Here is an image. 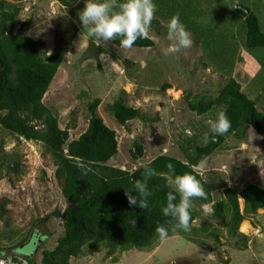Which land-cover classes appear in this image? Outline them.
I'll return each mask as SVG.
<instances>
[{
	"label": "rangeland",
	"instance_id": "obj_1",
	"mask_svg": "<svg viewBox=\"0 0 264 264\" xmlns=\"http://www.w3.org/2000/svg\"><path fill=\"white\" fill-rule=\"evenodd\" d=\"M5 1L20 8L15 28L29 21L26 35L43 42L47 55L65 51L42 103L56 117L60 129L69 128V140L77 139L87 128L86 105L100 100L96 115L117 137L118 153L107 163L110 166L133 171L159 155L183 160L178 143L185 135L204 143L209 133L206 121L215 114L197 116L188 110L187 101L204 89L216 94L225 84L222 75L229 72L236 57L240 58L237 71L242 70L239 75L258 67L249 74L254 80L250 94L257 101L261 89L264 97L263 50L253 49L256 58L245 52V24L238 14L232 15L235 7L247 8L259 17L264 31V13L255 10L264 7V0H166V11L172 12L170 6L175 8L192 40L189 48L169 56L163 55L171 43L167 39V16L148 31L152 48H122L112 40L97 46L80 25L78 13L83 8L79 4L67 8L55 0ZM163 85L172 88L164 92ZM118 100L139 109L144 120L118 125L110 113L111 104ZM259 107L264 113V104L259 103ZM134 143L142 148L137 161L131 157ZM0 150L16 155L21 166L17 174L2 170L0 176V204L8 201L7 213L0 219V262L28 264V258L33 264H41V252L54 249L63 236L62 218L52 214L61 215L68 205L54 177L55 166L41 143L17 140L1 128ZM196 170L209 184L214 201L221 199L225 188L236 193L249 184L264 189V137L252 129L247 130L242 142L229 136L224 147ZM191 203L197 219L190 231H183L186 235L175 231L149 250L116 248L109 253L106 247L98 246L96 252L72 258L70 264H264V209L246 223L248 232H241L239 226V233L247 238L243 245L241 238L231 236L212 213L205 214L204 206Z\"/></svg>",
	"mask_w": 264,
	"mask_h": 264
},
{
	"label": "trees",
	"instance_id": "obj_2",
	"mask_svg": "<svg viewBox=\"0 0 264 264\" xmlns=\"http://www.w3.org/2000/svg\"><path fill=\"white\" fill-rule=\"evenodd\" d=\"M55 1L67 8L78 4L84 7V0ZM255 10L256 13L260 10L264 13L263 7ZM19 12L17 4L0 0V128L17 140L41 143L51 156L55 166L54 177L60 182L61 195L68 203L61 215L59 212L52 214L62 218L63 236L57 239L54 249L41 252V264H70L72 258L96 252L98 246L106 247L109 253L116 248L122 251L149 250L161 240L156 232L159 226L168 229L167 237L175 231L186 235L182 230L173 229L168 218L161 213L166 194L171 190L169 164L176 175L190 173L196 176L207 199L194 198L192 202L198 206L211 205L213 217L226 225L231 236H239L242 244L246 245L247 238L238 229L243 221H250L264 209V189L253 184L245 186L239 193L225 188L221 199L214 201L209 184L196 168L221 150L229 136L242 142L247 130L252 129L264 137V113L259 107L264 97H261V89L257 91V101L254 96L251 97L254 80L242 89L233 77L223 75L225 84L216 94L204 89L187 101L188 110L200 117L225 112L231 122L228 133L214 138L208 133V141L202 144L197 143L192 135H185L178 143L183 160L159 155L133 171L123 170L107 164L116 157L118 144L115 131L96 115L99 99L86 105L89 116L87 128L75 140H69V128L60 129L56 117L43 105L42 99L64 59L65 51L60 49L47 55L43 42L34 41L26 35L29 21L22 22L16 29L14 21ZM234 14L241 17L246 27L243 37L245 52L254 58L253 49H261L264 54V31L259 17L243 7H235ZM119 39L114 38L112 44L120 47ZM153 46V41L147 37L138 39L131 48ZM256 60L260 67L259 59ZM169 88V85H164L161 89L165 91ZM110 113L120 126L133 120H144L139 109L127 106L121 100L111 104ZM133 145L135 151L131 157L137 161L142 155V148L137 143ZM146 166L157 173L148 181L152 193L148 198L149 207L129 206L124 193L132 188L135 180L142 178ZM20 167L16 155L12 157L0 150V176L2 170L7 174H17ZM7 203L5 200L0 204V219L7 213ZM190 211L192 226L197 213L193 209ZM44 219L48 220L49 216ZM207 234L217 239L215 234ZM0 236L3 235L0 233ZM6 239L10 241L9 237ZM12 261L17 263L15 258ZM26 261L33 264L28 258Z\"/></svg>",
	"mask_w": 264,
	"mask_h": 264
},
{
	"label": "clouds",
	"instance_id": "obj_3",
	"mask_svg": "<svg viewBox=\"0 0 264 264\" xmlns=\"http://www.w3.org/2000/svg\"><path fill=\"white\" fill-rule=\"evenodd\" d=\"M156 11L153 0H84V7L79 11L78 19L81 27L87 29V37L97 46H100L101 42L119 37L120 47L131 48L138 39L147 38ZM166 28L167 39L171 43L163 49L164 56L178 53L192 45L179 13L170 17ZM206 124L213 138L225 135L231 128V122L223 111H218L214 117H210ZM203 139L207 142L209 135L206 134ZM168 169L171 190L166 194V202L161 208V213L168 218V223L173 229L188 232L191 229L192 200L207 199V195L196 176L190 173L176 175L171 164L168 165ZM156 175L155 169L148 166L144 168L142 178L135 180L132 188L124 193L129 206H137L140 209L149 207L148 198L152 193L148 181ZM203 212L212 213V206L205 205ZM156 232L161 239L167 238L168 229L164 226L157 227Z\"/></svg>",
	"mask_w": 264,
	"mask_h": 264
},
{
	"label": "crops",
	"instance_id": "obj_4",
	"mask_svg": "<svg viewBox=\"0 0 264 264\" xmlns=\"http://www.w3.org/2000/svg\"><path fill=\"white\" fill-rule=\"evenodd\" d=\"M153 2L155 3V5H156V8H157V11L155 12V14H154V16H153V18L154 19H152V21H151V26L153 25V24H157V22L158 21H163V19L164 18H166V16H167V18H168V20L170 19V17H172L173 15H175L176 14V11H175V8H172L171 6H170V10H172V12H167L166 11V9L168 10L169 9V2H166V0H153ZM172 3H171V1H170V5H171ZM264 8V7H263ZM234 9V8H233ZM159 18H161V20L159 19ZM151 26H150V28H149V30H151L152 28H151ZM153 30V29H152ZM150 33H148V38L149 39H151L150 38ZM153 41V40H152ZM154 43V42H153ZM241 49V48H240ZM240 61V58L239 57H236V59H235V62H234V64L232 65V67H231V69L229 70V72L224 76V77H226V76H228V75H230L231 77H233L237 82H239L240 84H241V86H242V89L243 88H245V86H247L250 82H251V77L249 76V74H252V73H255L256 72V70L258 69V67L257 68H252V71H250V73L248 72V74L246 75V74H242V75H239V73H242V70H240V71H237V67H238V65H240L239 62ZM242 63V62H241ZM144 64V63H143ZM256 64V63H255ZM242 66L245 68L246 66L245 65H243L242 64ZM241 66V67H242ZM257 66V65H256ZM253 67V66H252ZM144 68H145V64H144ZM207 71H209V69H207ZM223 76V75H222ZM237 77H239V79L237 78ZM211 78H213V76L211 77ZM164 86V85H163ZM162 86V87H163ZM161 87V88H162ZM171 88H172V86L170 85V88L169 89H167V90H165L164 92H168L169 90H171ZM179 98H180V96H179ZM262 104H264V100H263V102H262ZM199 169H201V168H199ZM243 223H247V224H249L248 223V221H243Z\"/></svg>",
	"mask_w": 264,
	"mask_h": 264
},
{
	"label": "bare ground",
	"instance_id": "obj_5",
	"mask_svg": "<svg viewBox=\"0 0 264 264\" xmlns=\"http://www.w3.org/2000/svg\"><path fill=\"white\" fill-rule=\"evenodd\" d=\"M241 232H248L249 231V226L246 223H242L240 227Z\"/></svg>",
	"mask_w": 264,
	"mask_h": 264
},
{
	"label": "flooded vegetation",
	"instance_id": "obj_6",
	"mask_svg": "<svg viewBox=\"0 0 264 264\" xmlns=\"http://www.w3.org/2000/svg\"><path fill=\"white\" fill-rule=\"evenodd\" d=\"M31 235H32V234H31ZM31 235H30V236H31ZM33 237H35V236H32V238H33ZM28 255H30V254H28ZM31 255H32V254H31ZM24 256L26 257L27 255H24Z\"/></svg>",
	"mask_w": 264,
	"mask_h": 264
},
{
	"label": "built area",
	"instance_id": "obj_7",
	"mask_svg": "<svg viewBox=\"0 0 264 264\" xmlns=\"http://www.w3.org/2000/svg\"><path fill=\"white\" fill-rule=\"evenodd\" d=\"M0 264H3V262H0Z\"/></svg>",
	"mask_w": 264,
	"mask_h": 264
}]
</instances>
